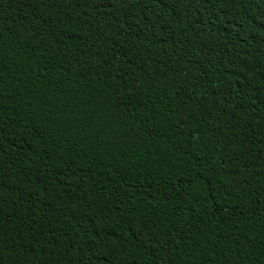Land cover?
I'll return each instance as SVG.
<instances>
[{
	"label": "trees",
	"instance_id": "1",
	"mask_svg": "<svg viewBox=\"0 0 264 264\" xmlns=\"http://www.w3.org/2000/svg\"><path fill=\"white\" fill-rule=\"evenodd\" d=\"M0 264H264V0H0Z\"/></svg>",
	"mask_w": 264,
	"mask_h": 264
}]
</instances>
